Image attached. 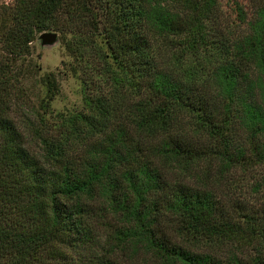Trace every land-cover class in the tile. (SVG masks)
Returning <instances> with one entry per match:
<instances>
[{"label": "trees", "instance_id": "trees-1", "mask_svg": "<svg viewBox=\"0 0 264 264\" xmlns=\"http://www.w3.org/2000/svg\"><path fill=\"white\" fill-rule=\"evenodd\" d=\"M248 1L249 13L227 0L238 36L222 33L221 0L0 8V264H264L190 252L163 225L173 217L194 241H264V219L239 215L242 227L210 192L169 180L210 158L223 173L261 168L264 184V0ZM47 32L72 61L84 112L52 129L34 112L19 126L10 113L26 109L38 72L30 44ZM37 82L46 114L58 84Z\"/></svg>", "mask_w": 264, "mask_h": 264}, {"label": "rangeland", "instance_id": "rangeland-1", "mask_svg": "<svg viewBox=\"0 0 264 264\" xmlns=\"http://www.w3.org/2000/svg\"><path fill=\"white\" fill-rule=\"evenodd\" d=\"M237 1L244 11L249 13V1ZM11 3L12 0H0V8L6 7ZM229 10L227 0H221L219 5V23L220 27H222V33L229 34L230 32L234 36H238L245 31V26H240ZM30 52V60L38 68L37 77L52 73L58 84V93L49 103L46 114H41L38 105L44 90L38 84L36 76L30 79L26 83L27 96L30 100L25 104L26 107L24 106L26 109L15 107L10 113V117L14 119L16 124L21 126L22 122L26 121V118L33 120V113L35 112L42 116L44 125L50 126V129H52L54 126L57 127L62 120L83 113L80 81L77 75H72L70 72L72 61L64 52L58 35L56 34V40L51 43L42 42L37 36L30 44ZM184 122L185 120L182 121V123ZM187 135L191 136V132L189 131ZM198 138L200 144L210 145L204 137L198 136ZM36 144V140H31L30 147L36 149ZM188 171H174L169 176V180H177L188 187L210 192L223 206L224 210L231 211L234 217H237L236 221L242 227L244 226L243 220L239 216L242 214H253L259 222H263L264 184L260 180L261 168H253L247 171L235 169L230 173H223L220 172L219 164L209 158L192 165ZM175 223L176 220L173 217L163 218L166 233L171 235L172 241L182 245L190 252L210 255L220 262H225L231 255H235L241 261H247L254 256L264 255V241L259 238L240 236L239 239L237 237L231 240L227 238H199L194 241L188 235H177L173 230ZM143 261L145 264H162L148 256H145Z\"/></svg>", "mask_w": 264, "mask_h": 264}, {"label": "water", "instance_id": "water-1", "mask_svg": "<svg viewBox=\"0 0 264 264\" xmlns=\"http://www.w3.org/2000/svg\"><path fill=\"white\" fill-rule=\"evenodd\" d=\"M38 39L45 43H51L56 40V34L52 32L42 33L38 36Z\"/></svg>", "mask_w": 264, "mask_h": 264}]
</instances>
